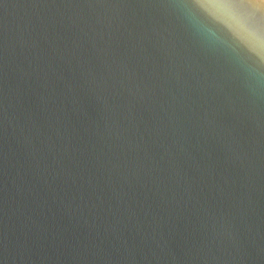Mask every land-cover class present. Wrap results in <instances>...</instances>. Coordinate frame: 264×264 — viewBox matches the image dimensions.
<instances>
[{
  "label": "water",
  "instance_id": "obj_1",
  "mask_svg": "<svg viewBox=\"0 0 264 264\" xmlns=\"http://www.w3.org/2000/svg\"><path fill=\"white\" fill-rule=\"evenodd\" d=\"M0 264H264V0H0Z\"/></svg>",
  "mask_w": 264,
  "mask_h": 264
},
{
  "label": "snow or ice",
  "instance_id": "obj_2",
  "mask_svg": "<svg viewBox=\"0 0 264 264\" xmlns=\"http://www.w3.org/2000/svg\"><path fill=\"white\" fill-rule=\"evenodd\" d=\"M223 6L228 7L229 6V0H223Z\"/></svg>",
  "mask_w": 264,
  "mask_h": 264
}]
</instances>
